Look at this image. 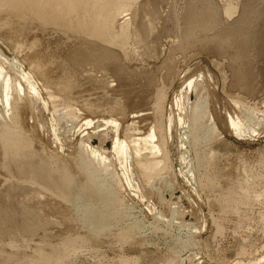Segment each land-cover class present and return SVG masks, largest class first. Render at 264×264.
Returning a JSON list of instances; mask_svg holds the SVG:
<instances>
[{
  "label": "rangeland",
  "instance_id": "374dc122",
  "mask_svg": "<svg viewBox=\"0 0 264 264\" xmlns=\"http://www.w3.org/2000/svg\"><path fill=\"white\" fill-rule=\"evenodd\" d=\"M133 2V10L112 25L99 18L94 32L92 17L73 21L90 20V27L81 25L82 32L92 28L89 34L71 24L66 30L64 19L47 26L39 17L34 21L30 6L9 3L14 10L5 13L8 5L0 2V67L26 96L13 127L21 141L16 152L19 159L29 152L15 160L22 165L12 166L1 144L9 112L0 102V167H6L0 168V264H264V0ZM22 10L26 19L18 16ZM125 20L128 35L120 32ZM106 32L115 35L112 45ZM189 80L196 81L205 106L196 130L195 94L181 109L174 104ZM229 117L246 132L229 128ZM210 123L216 129L208 134ZM151 131L152 156L149 138L134 154V140ZM115 135L128 145L126 161L114 156ZM84 142L110 160L113 177L99 178L112 182L118 202L110 209L120 215L104 228L87 226L82 212L89 199H77L76 209L65 195L78 190L72 193L60 181L65 172L78 186L89 183L85 172L74 174L82 169Z\"/></svg>",
  "mask_w": 264,
  "mask_h": 264
},
{
  "label": "bare ground",
  "instance_id": "6f19581e",
  "mask_svg": "<svg viewBox=\"0 0 264 264\" xmlns=\"http://www.w3.org/2000/svg\"><path fill=\"white\" fill-rule=\"evenodd\" d=\"M20 1V2H19ZM23 1H25V0H0V2H2V4L1 5H3V2H4V4H6V5H8V6H6V5H4V6H6V7H2V11L6 8L7 9V7L9 8V10L11 11V9H10V7L12 6H15V7H17V4L20 6V8H22L23 9V7L25 6V9H27L29 6H30V8L32 9V8H34V9H32L33 11L35 10V14H34V17H36V18H34L33 16H32V14H29L28 12L27 13H24V14H29L30 16H32L34 19V21L36 20L37 21V19H38V22L39 21H42V22H44L45 21V23H46V26H47V24H49V23H51L52 21L55 23L56 21H63L62 19H64V22H59L60 23V25L62 24V26H63V23H64V26H66V27H68L67 25L68 24H71V25H75V23L74 24H72L73 23V21L74 20H76V21H80L82 18L81 17H86V18H89V19H91L90 17H92V25H96V24H93V23H98L99 22V20L102 18V20H103V18H106L107 19V22L109 21V23H110V25H112V23L113 22H115L116 21V19L115 18H117V17H125V15L127 14V13H124V12H126L127 10H129V9H131V11L133 10V6H132V4L134 3L133 1H136V0H26L25 2H23ZM15 2V4L14 5H12L13 3ZM9 3L11 4V6L9 5ZM27 3V4H26ZM136 3V2H135ZM142 4V3H141ZM145 4V3H144ZM0 5V6H1ZM18 6V7H19ZM22 6V7H21ZM131 6H132V8H131ZM146 6V5H145ZM11 7V8H12ZM27 7V8H26ZM141 7V6H140ZM20 8H18V10L20 9ZM13 9V8H12ZM214 9V8H213ZM14 10V9H13ZM24 10V9H23ZM22 10V12H21V14L20 15H18V16H21L22 15V13L24 12ZM32 10H30V13L32 12ZM146 10V9H145ZM1 11V7H0V13L2 12ZM6 11L8 12V10H4L3 12H5L6 13ZM27 11V10H26ZM29 11V10H28ZM82 11V12H81ZM130 11V12H131ZM144 12V11H143ZM142 12V13H143ZM12 13V12H11ZM82 13H83V16H82ZM134 13V12H133ZM142 13H141V16H142ZM145 13V12H144ZM16 14V13H15ZM15 14H11V15H15ZM9 15V14H8ZM15 16V17H18V16ZM35 15H37V16H35ZM23 16V15H22ZM21 16V17H22ZM27 16V15H26ZM149 16V15H148ZM8 17V16H7ZM11 17V16H10ZM14 17V16H13ZM21 17H18V19H20ZM29 17V16H28ZM27 17V19H29ZM41 18L42 20H40L39 18ZM22 18H25L26 19V17H25V15L22 17ZM22 18L20 19V20H22ZM100 18V19H99ZM55 19V20H54ZM114 19H115V21H114ZM125 19V18H124ZM32 20V19H31ZM85 20V19H84ZM83 20V21H84ZM95 20H96V22H95ZM102 20L100 21L101 23H102ZM123 20V19H122ZM18 21V20H17ZM82 21V20H81ZM86 21H87V19H86ZM86 21H85V24L87 25V23L88 22H91L90 20H88V22L86 23ZM98 21V22H97ZM29 22V20L27 21V23ZM31 22V21H30ZM37 22V23H38ZM42 22L40 23V25L42 24ZM49 22V23H48ZM75 22V21H74ZM103 22H105V20L103 21ZM107 22H106V24H107ZM122 22V21H121ZM36 23V24H37ZM57 23V22H56ZM80 22H78V24H79ZM44 24V23H43ZM42 24V25H43ZM53 24V23H52ZM52 24H50L49 26H54V25H52ZM66 24V25H65ZM77 24V22H76V25L75 26H77L78 27V31H80V32H82L81 31V25H84V27H90L91 25V23L90 24H88V26H85V24L83 23V22H81V24H79L78 25ZM100 24V23H99ZM104 23H102V27L104 26L105 27V24L103 25ZM128 22H126V20L125 21H123L122 22V25H121V27H120V29H121V34L122 33H126V35H128L127 34V30H128ZM131 24V23H130ZM39 25V26H40ZM45 25V24H44ZM60 25H56V26H60ZM109 24L108 25H106V27L107 26H109V29H111V30H109L108 29V27L107 28H104V29H108V31H113L112 30V28H110L111 26H110ZM114 25V24H113ZM55 26V27H56ZM41 27V26H40ZM54 27V28H55ZM69 27H71V26H69ZM68 27V29H66V30H69L70 28ZM79 27H80V29H79ZM93 27V32L95 31V30H97V28H99V27H101V25L100 26H98L97 27V25L96 26H92ZM96 29H95V28ZM116 27V26H115ZM43 28V27H42ZM41 28V29H42ZM47 28V27H46ZM45 27H44V29H46ZM83 28V27H82ZM102 28V29H103ZM114 28V27H113ZM43 29V30H44ZM49 29V28H48ZM62 29H63V27H62ZM71 29H72V27H71ZM86 29H88V28H83V30H86ZM90 29V30H91ZM103 29V30H104ZM42 30V31H43ZM65 30V31H66ZM73 30H74V27H73ZM73 30H71V32H75V31H73ZM75 30H76V28H75ZM90 30H88V31H83L82 33H80V34H86L87 32H88V34H89V31ZM91 30V31H92ZM98 30H100V29H98ZM90 31V32H91ZM69 32V31H68ZM77 32V31H76ZM76 32H75V34H76ZM86 32V33H85ZM96 32H98V31H96ZM113 32H115V30L113 31ZM112 32V33H113ZM79 33V32H78ZM92 33V32H91ZM90 33V34H91ZM105 32H103L102 30H101V33H100V31L98 32V34H100L99 35V37L100 36H102V35H104V37L106 36L105 34H104ZM67 34V33H66ZM65 34V35H66ZM69 34H70V32H69ZM87 34V35H88ZM95 34V33H94ZM93 34V35H94ZM97 34V33H96ZM95 34V35H96ZM102 34V35H101ZM106 34H108L109 35V33H107L106 32ZM116 34V33H115ZM64 35V34H63ZM62 35V36H63ZM95 35H94V37H95ZM113 34H111V36H112ZM117 35H120V33L119 34H117ZM116 35V36H117ZM125 35V36H126ZM60 36V35H59ZM62 36H60V37H62ZM73 36V35H72ZM89 36V35H88ZM87 36V37H88ZM92 36V35H91ZM91 36H89V37H91ZM110 35H109V38H108V41H109V45H112V44H110V40L109 39H111L110 37H111ZM113 36H115V35H113ZM121 36V35H120ZM119 36V37H120ZM64 37V36H63ZM97 38H98V36H96ZM95 37V40H97V38ZM102 38V39H104L103 41L104 42H108L107 41V39H105V38ZM122 37V36H121ZM59 38V37H58ZM57 38V39H58ZM69 37H67L66 39L67 40H69L68 39ZM75 38V37H74ZM107 38V37H106ZM112 38H114V39H112V40H115V41H113V43L114 42H116V39L117 38H115V37H112ZM127 38H128V36H127ZM71 39V38H70ZM101 39V40H102ZM66 40V41H67ZM75 40V39H74ZM94 40V41H95ZM98 40H100V39H98ZM111 40V41H112ZM124 40V37H123V39L121 40L120 39V42L121 41H123ZM60 41V40H59ZM62 41H64V38L63 39H61V43H59V44H63L62 43ZM88 41V40H87ZM125 41H127L126 40V38H125ZM124 41V42H125ZM117 42H119V40L117 41ZM65 43V42H64ZM68 43H70V42H68ZM121 44V43H120ZM66 46V45H65ZM99 46V45H98ZM59 48H60V46H59ZM15 50H17V49H15ZM103 50V49H102ZM106 50V49H105ZM43 50H41V52H42ZM52 51V50H51ZM57 51V50H56ZM40 52V51H39ZM45 52H46V50H45ZM100 52V51H99ZM103 52H104V50H103ZM107 52V51H106ZM110 52V51H109ZM116 52V51H115ZM47 53H49V51L47 52ZM46 53V54H47ZM51 53V52H50ZM53 53H54V50H53ZM98 53V52H97ZM112 53V52H111ZM55 54V53H54ZM53 54V56H55ZM101 54H102V52H101ZM41 55V54H40ZM42 55H44V54H42ZM51 55V54H50ZM107 55V54H106ZM106 55H103V58L106 56ZM109 55H110V53H109ZM114 55V54H113ZM13 56V55H12ZM48 56V55H47ZM46 56V57H47ZM52 56V57H53ZM57 56V55H56ZM110 56H112V54L110 55ZM118 56V55H117ZM38 57H39V55H38ZM44 57V56H43ZM101 57H102V55H101ZM107 57V56H106ZM57 58V57H56ZM114 58V57H113ZM105 59V58H104ZM42 60H44V59H42ZM103 60V59H102ZM38 61V60H37ZM51 61V60H50ZM113 61H115V60H113ZM39 62V61H38ZM15 63V62H14ZM46 63V62H45ZM49 65V64H48ZM48 69V68H47ZM47 73V72H46ZM195 80V79H194ZM60 81V80H59ZM64 82V81H63ZM196 82V81H195ZM193 80L191 81V80H189L184 86H182L183 88L180 90V92H179V94H178V97L175 99V105L179 108V109H181V108H183V106L186 104V103H189V97L191 98L192 96L194 97V94H195V97H194V100L191 102V105H193L192 107H193V114H194V116H193V127H192V130H196V129H198L199 127V125H198V122H199V120H198V117H200L201 115H203V114H205V109H204V104H203V100L201 99V97L197 94V89H198V85H197V83H195ZM57 84V83H56ZM60 84H62V80H61V83ZM65 84V83H64ZM68 85V84H67ZM70 85V84H69ZM27 86H28V88H29V90H31L32 92H36L37 93V90H36V88H34L33 86H32V84H30L29 82L27 83ZM62 88H64L65 86L62 84ZM65 88H68V90H70L69 89V87L68 86H66ZM48 91V95H49V98L51 97V95L49 94V92L51 91H49V90H47ZM62 91H63V89H62ZM20 93H22L23 94V90H22V87L20 86V84H19V82H15V81H13V80H11V78H9L4 72H3V69H2V67H0V102H1V104H4V106H5V108H6V112L8 113L9 112V114L7 115V116H9V122H7V123H4V126H3V135H2V142H1V144H2V148H3V150L5 151V152H7V153H10L11 155L9 156L10 157V159L11 160H16L17 162H20V161H18V159H19V157H18V154H17V152H16V150H18V146H19V144L21 143V141L20 140H18V139H20V138H18L19 137V135L16 133V132H18V131H14L13 129V127L15 126V125H17V122H18V118H17V116L19 115V114H16V113H18V112H16L17 110H19L20 108V106H19V102H21L22 103V101L21 100H23L24 98V96L21 98V94ZM65 93V92H64ZM67 93H70L69 91H67ZM26 94V93H25ZM54 94V93H53ZM30 95V94H29ZM64 95H66V94H64ZM28 96V95H27ZM54 96V95H53ZM67 96V95H66ZM71 96V95H70ZM56 97V96H55ZM68 97V96H67ZM28 98H29V96H28ZM57 98V97H56ZM56 98H54V99H56ZM25 99H26V96H25ZM51 99H52V97H51ZM60 99V98H59ZM29 100V99H28ZM28 100H26V101H28ZM24 101V100H23ZM20 103V104H21ZM23 103H25V102H23ZM23 103H22V105H23ZM28 104H29V102H28ZM26 105H27V103H26ZM191 105H188V106H191ZM24 106V105H23ZM28 106V105H27ZM22 107V106H21ZM26 107V106H25ZM86 107V106H85ZM89 107V106H88ZM185 107V106H184ZM5 108H4V110H5ZM19 108V109H18ZM25 109V108H24ZM204 109V110H203ZM22 110H23V108H22ZM6 112H5V114H6ZM65 112H66V110H65ZM94 112V111H93ZM62 115H63V113H61ZM60 114V115H61ZM22 115V114H21ZM63 116H65V115H63ZM142 116V115H141ZM19 117V116H18ZM58 118H60V116L58 117ZM8 119V118H7ZM61 119V118H60ZM85 121H87L86 123L84 122V124L85 125H89V124H91V121L89 120V119H87V120H85ZM114 124H115V127L117 128L118 126L117 125H119L118 124V122H117V124L115 123V121L113 120L112 121ZM111 122V123H112ZM10 124H14L13 126L12 125H10ZM133 125V124H132ZM134 126V125H133ZM229 128H231V129H233L238 135H241V134H243L244 132H246V130L247 129H241V128H239V126H238V121L237 120H234V119H232V118H230L229 117ZM18 127V126H17ZM114 127V128H115ZM131 127V126H130ZM16 128V127H15ZM105 128V127H104ZM16 129H19V128H16ZM95 129V128H94ZM130 129V128H129ZM132 129V128H131ZM215 126L213 125V123H210V125H209V128H208V131H207V133L209 134V132L211 133V132H214L215 131ZM99 130V129H98ZM133 130V129H132ZM250 130H253V129H250ZM103 131V130H102ZM115 131H117V129L115 130ZM14 132L18 135L17 137H16V134H14ZM95 132V131H94ZM99 132V131H98ZM248 132V131H247ZM253 132V131H252ZM19 133V132H18ZM101 133V132H100ZM130 133V132H129ZM2 134V133H1ZM0 134V135H1ZM99 134V133H98ZM114 134H116L115 132H114ZM132 134H134V133H132ZM85 135V134H84ZM105 136V134L104 133H101V136L100 137H102V136ZM116 135H118V134H116ZM115 135V136H116ZM130 136H131V134H130ZM129 136V137H130ZM154 133H153V131H151L145 138H143V140H142V138H137V139H135V138H133V139H135L134 140V144H133V146L135 145L136 147H134L133 148V146H132V149L133 150H135V151H133V153L135 152L136 154H138L139 153V143L141 142H143V143H145L146 142V138H149V143H150V147L149 148H147L146 149V151H147V153L148 154H150V155H148L149 157H151L152 156V153H154V151H153V148L155 147L154 146V144H153V139H154ZM18 138V139H17ZM105 138V137H104ZM1 139V138H0ZM113 139H114V137H113ZM120 138H118L117 136L115 137V139H114V141L112 142L111 141V143H112V151H114L115 152V154H114V156H116V154L118 155L117 157H119V158H123L124 160H125V158H126V156L128 157V150H127V144H125V142L124 141H122L123 139H120ZM131 139V138H130ZM140 139V140H139ZM132 140V139H131ZM199 140V136L198 135H195L194 137H193V141L194 142H197ZM88 141V140H87ZM145 141V142H144ZM103 142H104V140H103ZM129 142L131 143L132 141H130L129 140ZM82 143V142H81ZM85 143V142H84ZM101 143V142H100ZM110 143V142H109ZM97 145L99 146V144L97 143ZM131 145H132V143H131ZM82 145L80 144V147H81ZM93 146H96V145H93ZM93 146H91V145H89V144H84L82 147H83V150H82V148L81 149H79V150H82L83 152L82 153H85L84 155L85 156H80V154H78L80 157H81V161H82V169H81V167H80V170H77V168H76V166H75V168H76V170L77 171H75L74 172V174L76 173V172H78V171H83V172H85V173H83V172H81V173H79L78 172V174L80 175H83V174H85L86 176L85 177H83V178H88V186L86 185V183L87 182H85V184L84 185H86V186H83L82 187V185L80 186H78L77 184H76V182H75V180L73 181L72 179L70 180V179H68V180H70L71 182H67V179H66V177H65V172H64V175H63V173H62V178H60L61 180V182H63V184H65V186L67 187L68 186V188H70L68 191H71L72 193H73V191L76 189V190H78V194L77 195H75L74 194V196L72 195H65L66 196V198L68 197V199H66V200H69V199H71V200H69V201H71L73 204H74V202H75V204H77V202H76V200L77 199H79V200H81V201H79V203L80 202H83L82 200H88L89 199V201H90V199H92V200H95L96 201V203L94 204V202H90V204H89V201H88V203H86V204H88L87 206H88V209H86L87 207H86V205H84L85 204V202H87V201H85L84 203H82V207H86V208H84V210H85V212L83 213L82 212V214H83V217H82V220H84L85 222H87V226H91V227H94V228H104V227H106V226H108L109 225V223H111L110 222V220L111 219H115L116 218V215L118 214V215H120V213H116V211H118V210H115V209H113L114 211H115V213L114 212H112L113 210H111L110 209V207L111 206H114V204H115V202H118V200H117V197L116 196H114L115 195V193L116 192H114V188H113V186H112V182H103V180L105 179H101V178H99V176H102V174H105V175H107V178L109 177L110 179L113 177L112 175V172H111V168H110V160L108 161V164L105 162V161H107V158H108V156H107V158H106V156L105 155H103L99 150L100 149H97L98 147H93ZM141 146V145H140ZM139 147V148H138ZM110 148V147H109ZM145 150V149H144ZM130 152V151H129ZM134 153V154H135ZM23 156L25 155V157L26 156H29V152H27V151H24L23 153ZM32 154V153H31ZM30 154V155H31ZM82 155V154H81ZM144 155H146V154H144ZM210 155V154H209ZM20 156V155H19ZM22 156V157H23ZM78 156V158H80ZM131 156V155H130ZM144 157L145 159H148L149 157ZM21 157V158H22ZM31 157H33V156H31ZM30 157V158H31ZM117 157H115V159H117ZM20 158V159H21ZM53 158V157H52ZM51 158V159H52ZM113 158V157H112ZM129 158V157H128ZM201 158H202V156H201ZM204 158H205V156H204ZM19 159V160H20ZM23 159V158H22ZM21 159V160H22ZM50 159V158H49ZM51 159H50V161H51ZM70 159V158H69ZM111 159V158H110ZM122 159V161H124ZM26 160H28L27 158H26ZM31 160V159H30ZM75 160V162L76 163H78V162H80V161H78L79 159H74ZM117 160H119V162H120V160L121 159H117ZM128 160V159H127ZM4 161V160H3ZM10 161V160H9ZM14 161H13V164H14ZM15 161V166L14 165H12L13 167H16V165H20V164H16L17 162ZM49 161V160H48ZM49 161V162H50ZM55 161V160H54ZM65 161V160H64ZM68 161V160H67ZM112 161V160H111ZM126 161V160H125ZM204 161H206V160H204ZM6 161H4V163H5ZM23 162H25V160L23 161ZM49 162H48V164H49ZM52 162V161H51ZM9 162H7V163H5V165L7 164V168L9 167V165H10V163L8 164ZM53 163V162H52ZM69 163H70V161H69ZM75 163V165H77ZM197 163H199V162H197ZM3 164V163H2ZM46 164H47V162H46ZM68 163H66V165H67ZM112 164V163H111ZM206 164V163H205ZM4 165V164H3ZM2 165V166H3ZM10 165V166H11ZM22 165V164H21ZM44 165V164H43ZM42 165V167L45 169V166H48V165H45V166H43ZM70 165V164H69ZM80 165V164H79ZM1 166V167H2ZM49 166H51V163H50V165ZM49 166H48V168H49ZM78 166V165H77ZM158 166V165H157ZM0 167V168H1ZM5 166H3V168H4ZM37 167V166H36ZM35 167V168H36ZM68 167V166H67ZM111 167H113L112 165H111ZM6 168V167H5ZM70 168V167H69ZM153 168H156V166H154ZM9 169V168H8ZM17 169V168H16ZM20 169V168H19ZM32 169V168H31ZM31 169H28L29 170V173H31L32 175H33V171L31 170ZM79 169V168H78ZM144 169V170H143ZM143 171L145 172V174L147 173V175H148V173L151 171L150 169H147V167L145 166V165H143ZM7 170V169H6ZM27 170V171H28ZM32 172H31V171ZM39 169H37V171H38ZM52 169L50 168V171H51ZM65 170V169H64ZM68 170V169H67ZM69 170H71V169H69ZM68 170V171H69ZM36 171V170H35ZM36 171V172H37ZM44 171V170H43ZM48 171V170H47ZM46 171V172H47ZM49 171V172H50ZM63 171V170H62ZM127 171V170H126ZM142 171V172H143ZM35 172V173H36ZM41 171H39V172H37V174H35L34 173V175H43V173H40ZM45 172V171H44ZM58 172V171H57ZM70 172V171H69ZM26 173H28V172H25V174ZM38 173H40V174H38ZM56 173V172H55ZM45 174H48V173H45ZM60 174V175H59ZM69 174V173H68ZM145 174H143V175H145ZM28 174H26L25 176H27ZM31 175V176H32ZM49 175V174H48ZM52 175V173H50V176ZM57 175H59V176H61V173H57ZM73 175V174H72ZM131 175V174H130ZM150 175V174H149ZM148 175V176H149ZM29 176V175H28ZM44 176V175H43ZM46 176V175H45ZM53 176V175H52ZM84 176V175H83ZM41 177V176H40ZM70 177H73V176H70ZM75 177H77V175L75 176ZM80 177V176H79ZM82 177V176H81ZM103 177H106V176H103ZM102 177V178H103ZM145 177H146V175H145ZM144 177V178H145ZM108 178V179H109ZM147 179H148V177H146ZM59 179V178H58ZM57 179V180H58ZM76 179V178H75ZM82 179V178H81ZM108 179L106 180V181H108ZM110 179H109V181H110ZM77 180V179H76ZM82 180H84V179H82ZM87 180V179H86ZM111 181H113V180H111ZM79 182V181H78ZM81 182V181H80ZM84 182V181H83ZM114 183V182H113ZM128 183L129 184H131V180L130 181H128ZM58 184H59V182H58ZM61 184V183H60ZM59 184V185H60ZM81 184V183H80ZM62 185V184H61ZM64 186V187H65ZM56 187H58V185L56 186ZM62 187V186H61ZM63 187V189H65V190H67V188H64ZM59 188V187H58ZM75 188V189H74ZM89 188V189H88ZM74 189V190H73ZM65 192V191H64ZM59 193V192H58ZM68 193H70V192H68ZM71 193V194H72ZM59 195V194H58ZM63 198H64V196H63ZM65 199V198H64ZM117 200V201H116ZM78 201V200H77ZM66 202H68V201H66ZM72 204V205H73ZM74 204V205H75ZM73 205V206H74ZM78 205H79V207L81 208V205L80 204H77V205H75L76 206V209L78 208ZM116 205V204H115ZM74 206V207H75ZM116 207V206H115ZM113 208V207H112ZM75 209V210H76ZM173 210L175 209V208H172ZM79 210V209H78ZM82 210H83V208H82ZM83 210V211H84ZM25 211V210H24ZM23 212V211H22ZM78 212H81V210H79ZM121 212V211H120ZM173 212V211H172ZM174 212H175V210H174ZM12 213V212H11ZM11 213H9L10 215H15V213L14 214H11ZM82 214H80V216L82 215ZM116 214V215H115ZM121 214H123L122 212H121ZM172 214V213H171ZM8 215V214H7ZM7 215L5 216V218L7 219ZM173 215V214H172ZM16 216V215H15ZM13 217L14 219L16 218V217ZM115 216V217H114ZM10 217V216H9ZM8 217V218H9ZM122 218H123V216H121ZM173 217V216H172ZM5 218H3V220L5 219ZM18 218V217H17ZM23 218V217H22ZM6 219L4 220V221H6ZM11 219V218H10ZM24 219V218H23ZM121 219V218H120ZM2 220V221H3ZM17 220V219H16ZM16 220H14V221H16ZM119 219H117L116 220V223L117 222H119L118 221ZM13 221V219L11 220V222H12V224H14V223H16V222H14ZM84 221H82V222H84ZM112 221V220H111ZM6 222H8V220L6 221ZM14 222V223H13ZM79 222V221H78ZM81 222V223H82ZM113 223H115V222H113ZM125 223V222H124ZM123 223V224H124ZM182 223V222H181ZM79 224V223H78ZM86 224V223H85ZM179 224V223H178ZM87 226H85V227H87ZM1 229V228H0ZM1 230H3V229H1ZM77 236V235H76ZM73 237V236H72ZM74 237H75V235H74ZM71 238V237H70ZM79 238V237H78ZM77 241V240H76Z\"/></svg>",
  "mask_w": 264,
  "mask_h": 264
}]
</instances>
